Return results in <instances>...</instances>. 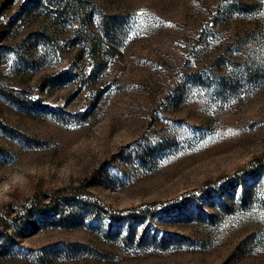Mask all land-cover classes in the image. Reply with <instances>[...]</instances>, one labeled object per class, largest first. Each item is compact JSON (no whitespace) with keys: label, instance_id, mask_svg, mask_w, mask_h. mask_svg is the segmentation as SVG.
Returning <instances> with one entry per match:
<instances>
[{"label":"rangeland","instance_id":"rangeland-1","mask_svg":"<svg viewBox=\"0 0 264 264\" xmlns=\"http://www.w3.org/2000/svg\"><path fill=\"white\" fill-rule=\"evenodd\" d=\"M0 264H264V0H0Z\"/></svg>","mask_w":264,"mask_h":264},{"label":"trees","instance_id":"trees-1","mask_svg":"<svg viewBox=\"0 0 264 264\" xmlns=\"http://www.w3.org/2000/svg\"><path fill=\"white\" fill-rule=\"evenodd\" d=\"M58 194H61V193H59V191H58V193H54V195H51V198H50V200H49V203H47V204H45V206L44 207H42V209H43V211H50V210H52V209H55L56 208V200H57V195ZM59 197H63V195L62 196H59ZM65 197V196H64ZM66 198V197H65ZM68 199V198H67ZM66 199V200H67Z\"/></svg>","mask_w":264,"mask_h":264}]
</instances>
